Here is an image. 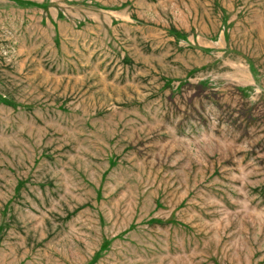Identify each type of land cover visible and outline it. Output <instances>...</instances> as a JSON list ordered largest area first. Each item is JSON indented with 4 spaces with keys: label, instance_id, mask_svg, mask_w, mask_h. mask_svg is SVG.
Returning <instances> with one entry per match:
<instances>
[{
    "label": "rangeland",
    "instance_id": "obj_1",
    "mask_svg": "<svg viewBox=\"0 0 264 264\" xmlns=\"http://www.w3.org/2000/svg\"><path fill=\"white\" fill-rule=\"evenodd\" d=\"M0 264H264V0H0Z\"/></svg>",
    "mask_w": 264,
    "mask_h": 264
}]
</instances>
